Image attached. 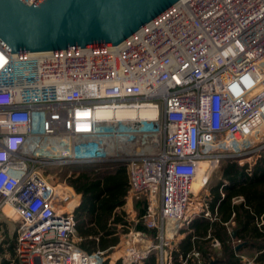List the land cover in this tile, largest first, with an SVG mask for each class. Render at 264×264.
<instances>
[{
	"label": "built area",
	"instance_id": "obj_1",
	"mask_svg": "<svg viewBox=\"0 0 264 264\" xmlns=\"http://www.w3.org/2000/svg\"><path fill=\"white\" fill-rule=\"evenodd\" d=\"M3 101L0 216L17 223L16 264H174L192 218H216L200 191L222 159L264 152V0H176L114 45L0 44ZM102 161L126 165V199L145 206L117 244L87 252L77 194L45 170ZM175 264L208 263L193 249Z\"/></svg>",
	"mask_w": 264,
	"mask_h": 264
},
{
	"label": "trees",
	"instance_id": "obj_2",
	"mask_svg": "<svg viewBox=\"0 0 264 264\" xmlns=\"http://www.w3.org/2000/svg\"><path fill=\"white\" fill-rule=\"evenodd\" d=\"M236 160L222 159L220 176L208 187L206 196L209 210L216 218L210 220L202 215L192 218L171 251L174 264L193 249L203 263L251 264L236 257L241 250L235 249L237 240L255 249L256 264H264V155L249 170L246 163L239 164ZM77 169L68 177L69 184L80 196L75 208L76 231L80 237L76 245L87 252L105 249L116 244L117 225L126 223L124 212L118 208L124 203L129 187L127 167L123 162L102 161L82 163ZM144 206L143 198L134 199L138 215ZM213 238L220 242L221 257L210 252ZM0 264L16 263L14 258L12 261L2 258ZM142 264H155L153 255Z\"/></svg>",
	"mask_w": 264,
	"mask_h": 264
},
{
	"label": "water",
	"instance_id": "obj_3",
	"mask_svg": "<svg viewBox=\"0 0 264 264\" xmlns=\"http://www.w3.org/2000/svg\"><path fill=\"white\" fill-rule=\"evenodd\" d=\"M174 1L0 0V44L12 53L114 45Z\"/></svg>",
	"mask_w": 264,
	"mask_h": 264
},
{
	"label": "rangeland",
	"instance_id": "obj_4",
	"mask_svg": "<svg viewBox=\"0 0 264 264\" xmlns=\"http://www.w3.org/2000/svg\"><path fill=\"white\" fill-rule=\"evenodd\" d=\"M264 155V152L261 153V156ZM261 156L257 157L256 159L254 158H248L246 157L245 159H241L239 160V158L236 160L239 164H244L246 163V165H253L255 163L256 160H258ZM77 166L78 164H74V165H60V166H51L49 167V169L45 170V173H49V172H53L56 174V178L57 181H63L65 180L66 183L69 184L68 181V177L72 176L75 172H77ZM220 169H221V162L218 164V166L216 167V169L211 173L207 183L204 185V187L201 189V194L206 193L208 191V187L213 184L216 179L220 176ZM74 189V188H73ZM75 191V190H74ZM77 194V196L75 197V202L79 201V195L77 192H75ZM128 206H123V212H124V217L125 219H129V215L127 211ZM16 222L6 219L2 216H0V263H1V259L5 258V259H9L10 261H12L13 259V255H12V251L11 249L4 251L5 248L9 247L11 244H13L14 242V238H15V228H16ZM180 236H178L175 240L177 241V239H179ZM76 239H75V243H76ZM210 252L211 254L214 256H218L221 257L223 255L222 249H221V245L219 243V246H211L210 247ZM257 252L254 249L251 248H243L240 251H238L236 253V257L241 261V262H247V263H251V264H256L254 262V257L256 256ZM153 258L155 259V254H153ZM199 260L201 263L202 259L199 256ZM194 262H196V260L194 259ZM122 264V263H120ZM155 264H157V261L155 259Z\"/></svg>",
	"mask_w": 264,
	"mask_h": 264
},
{
	"label": "crops",
	"instance_id": "obj_5",
	"mask_svg": "<svg viewBox=\"0 0 264 264\" xmlns=\"http://www.w3.org/2000/svg\"><path fill=\"white\" fill-rule=\"evenodd\" d=\"M250 167H251V165H247V170H249L250 169ZM206 196H208V194H209V192L207 191L206 193H204ZM79 195V194H78ZM79 203H80V196H79V201H76V207L79 205ZM123 206H128V208H127V211L126 212H128V215H129V219H132L133 217H135L136 215H138L137 214V211L135 210V207H134V200H132V199H126V196H125V201H124V203L122 204V206H120L119 208H118V210L119 211H123ZM75 207V208H76ZM209 208V207H208ZM212 212V211H211ZM125 218V217H124ZM209 219V218H208ZM231 224H233V221H231L230 222ZM118 226H119V224L117 225V230H118ZM183 236V234H181L180 235V237H179V239L181 238ZM74 238L76 239V241L78 242L79 240H80V237L77 235V231H76V233H75V236H74ZM179 239H177V241L179 240ZM176 240L174 241V242H177ZM76 242V243H77ZM117 242H118V240H117ZM117 242H116V244H117ZM241 241L240 240H237V244L238 243H240ZM14 246V242H13V244H11L9 247H7V248H5L4 250H2L1 249V251H6V250H8V249H12V255H13V247L11 248V246ZM115 245V244H114ZM111 246H113V245H111ZM111 246H108L107 248H109V247H111ZM107 248H105V249H107ZM243 248H248L247 246H245V245H243L240 249H243ZM96 249H99V248H96ZM102 250V249H101ZM255 250V249H254Z\"/></svg>",
	"mask_w": 264,
	"mask_h": 264
},
{
	"label": "bare ground",
	"instance_id": "obj_6",
	"mask_svg": "<svg viewBox=\"0 0 264 264\" xmlns=\"http://www.w3.org/2000/svg\"><path fill=\"white\" fill-rule=\"evenodd\" d=\"M235 146V145H234ZM233 146V147H234ZM203 166H204V164H203ZM202 169H200V170H198L197 171V174H196V178L194 179V181L192 182V185H191V188H192V190H194V191H196L199 187H200V185H201V182H202V178H203V174H202V171H201Z\"/></svg>",
	"mask_w": 264,
	"mask_h": 264
},
{
	"label": "clouds",
	"instance_id": "obj_7",
	"mask_svg": "<svg viewBox=\"0 0 264 264\" xmlns=\"http://www.w3.org/2000/svg\"><path fill=\"white\" fill-rule=\"evenodd\" d=\"M0 104H7V101L0 102Z\"/></svg>",
	"mask_w": 264,
	"mask_h": 264
}]
</instances>
